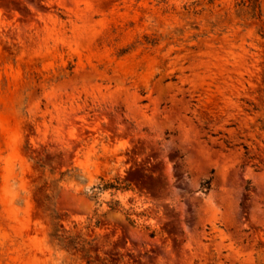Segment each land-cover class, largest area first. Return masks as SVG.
<instances>
[{"label": "rangeland", "instance_id": "1", "mask_svg": "<svg viewBox=\"0 0 264 264\" xmlns=\"http://www.w3.org/2000/svg\"><path fill=\"white\" fill-rule=\"evenodd\" d=\"M239 2L0 0V264H264Z\"/></svg>", "mask_w": 264, "mask_h": 264}, {"label": "trees", "instance_id": "2", "mask_svg": "<svg viewBox=\"0 0 264 264\" xmlns=\"http://www.w3.org/2000/svg\"><path fill=\"white\" fill-rule=\"evenodd\" d=\"M239 6H247L252 13L253 18H260L261 17V0H240L238 3ZM104 189L114 188L116 190L126 189L123 186H116L114 184H106ZM210 189V182H206L204 185V190L208 191Z\"/></svg>", "mask_w": 264, "mask_h": 264}]
</instances>
